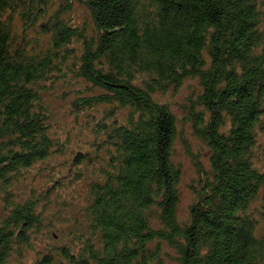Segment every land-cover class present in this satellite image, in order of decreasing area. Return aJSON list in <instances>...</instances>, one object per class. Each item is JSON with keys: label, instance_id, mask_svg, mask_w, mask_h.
Returning a JSON list of instances; mask_svg holds the SVG:
<instances>
[{"label": "trees", "instance_id": "obj_1", "mask_svg": "<svg viewBox=\"0 0 264 264\" xmlns=\"http://www.w3.org/2000/svg\"><path fill=\"white\" fill-rule=\"evenodd\" d=\"M76 4L91 22L73 19ZM189 78L210 156L181 220L178 118L163 98ZM83 82L72 111L100 165L78 149L68 176L24 195L67 142L45 94ZM263 131L264 0H0V264H264ZM70 180L88 192L66 232L51 193Z\"/></svg>", "mask_w": 264, "mask_h": 264}, {"label": "rangeland", "instance_id": "obj_2", "mask_svg": "<svg viewBox=\"0 0 264 264\" xmlns=\"http://www.w3.org/2000/svg\"><path fill=\"white\" fill-rule=\"evenodd\" d=\"M74 20L81 25L84 22H91L89 13L81 5L74 6ZM77 83V82H76ZM74 85H63L58 83L54 87V91H48L45 94V102L53 112V133L59 142H66L65 147L60 153L55 154L46 162L45 168L42 164H36L32 171L27 174V178L21 183L20 188L24 190V195H28L30 188L34 187L40 194L47 188L49 180L59 174L68 176L69 164L74 151L81 149L91 151L96 166L100 165V153H95V148L92 144V134L90 131H79L78 119L72 111V100L76 91L83 89L85 82ZM74 86V87H73ZM67 87L68 93H65ZM76 90V91H75ZM201 92V86L197 79H187L184 85L176 91H170L163 99L169 102L175 112L178 121V133L173 147L174 163L181 168V181L179 184L180 201L178 205V216L181 220H186L189 216L190 206L195 200V195L191 185L198 177L197 165L209 167L210 150L208 146L202 142L194 133L193 124L191 122L190 112L195 110L198 94ZM67 136L69 139L66 140ZM91 142V143H90ZM82 146V147H79ZM258 164L264 170V131L259 138ZM87 173H97L93 170L92 165L86 166ZM44 170V171H43ZM86 173V174H87ZM52 176V177H51ZM86 178L87 175H85ZM51 177V178H50ZM87 182L85 180H70L65 186L51 193V208L57 205H65L66 216L64 218L53 219L55 226H59L64 231L68 232L72 224L68 221L71 217L78 215L83 210L87 201ZM22 195V194H21ZM50 204V202H49ZM80 210V211H79ZM54 227V229H58ZM42 238V237H41ZM43 240V238H42ZM44 241V240H43ZM41 247V246H37ZM33 255V254H32ZM174 261H169V264H174Z\"/></svg>", "mask_w": 264, "mask_h": 264}]
</instances>
